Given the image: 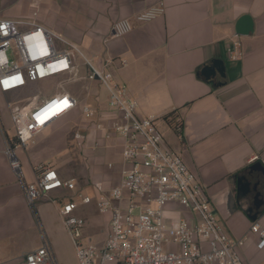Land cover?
<instances>
[{"label": "crops", "instance_id": "1", "mask_svg": "<svg viewBox=\"0 0 264 264\" xmlns=\"http://www.w3.org/2000/svg\"><path fill=\"white\" fill-rule=\"evenodd\" d=\"M33 2L0 0V18L35 21L60 34L85 60L123 85L137 102L138 115L156 119L165 144L180 153L202 184L227 233L247 235L242 248L245 263L264 264V247L257 248V236L249 232L253 221L264 226V208L251 220L249 199L238 201L242 195L236 183L250 166L249 156L264 149V0H39L35 7ZM159 3L164 6L161 16L135 22L124 36L110 37L114 21L134 20L137 13ZM232 41L240 44L241 57L236 60L227 53ZM213 58L223 60L225 75L217 73L207 80L199 71ZM85 60L73 56L75 80L54 93H70L76 107L15 149L26 182H35V166L41 164L74 183L73 189H54L36 200L34 209L5 154L2 131L8 137L15 131L9 135L14 130L10 111L0 104V264H22L24 254L44 239L61 264H78L59 213L61 203L74 200L64 199V190H74L78 198L94 197V182L108 189L121 179L122 139L112 128L118 114L108 104L105 86L87 77ZM25 89L18 90L20 95ZM45 98L35 96L23 104ZM83 105L94 111L92 117L82 114ZM171 117L180 131L169 123ZM87 206L95 207L94 202L79 205L75 214L84 217ZM108 218L85 217L91 239L103 223L108 228Z\"/></svg>", "mask_w": 264, "mask_h": 264}, {"label": "built area", "instance_id": "2", "mask_svg": "<svg viewBox=\"0 0 264 264\" xmlns=\"http://www.w3.org/2000/svg\"><path fill=\"white\" fill-rule=\"evenodd\" d=\"M33 1L35 7L39 0ZM163 13L164 6L159 3L137 13L134 20L118 19L111 25L110 37L124 36L135 28V22H149ZM227 53L230 59H239L240 44L232 41ZM76 54L85 60L75 44L35 21L0 18V92L18 91L47 78L74 81L73 56ZM85 62L89 66L87 77L105 86L108 104L118 114L112 128L122 139L124 166L117 184L104 189L99 182H94V197L81 195L78 203L69 199L60 205L59 213L77 263L246 264L242 248L247 235L234 237L227 233L202 184L180 153L165 144L156 119L139 116L138 104L126 88L113 82L109 73ZM125 63L121 60L122 65ZM76 105L75 98L66 91L31 105L7 103L15 136L8 137L2 131L5 154L32 209L35 201L50 191L73 189L74 183L72 179H61L54 168L41 164L35 166V182H26L15 149L25 147L39 131ZM81 112L86 118L94 115L87 105L81 107ZM96 126L100 128L101 123ZM176 129L180 131L181 127ZM254 163L264 167V149L249 156L248 164ZM92 202L98 214L109 216L108 228L102 242H94L89 237L83 244L87 221L75 214V209ZM249 232L257 236V248L264 247V226L253 221ZM22 264L61 263L44 239L39 247L24 254Z\"/></svg>", "mask_w": 264, "mask_h": 264}, {"label": "rangeland", "instance_id": "3", "mask_svg": "<svg viewBox=\"0 0 264 264\" xmlns=\"http://www.w3.org/2000/svg\"><path fill=\"white\" fill-rule=\"evenodd\" d=\"M58 45L61 48L64 47V44H62L61 42H58ZM75 56H76V58L80 57L79 54H76ZM68 81L69 80H67V79L63 80L60 77H56V78H47V79H43V80H40L37 82L29 83L27 86H25L26 89L22 95H20V92H18V91H10L7 93H1L0 92V104L3 105V107L7 111H9L7 103H10L11 105L16 104V102L23 104L35 96L48 97V96L54 94L56 91H58V89L60 88L61 85H64L67 87ZM13 131H15V130H13V128L10 131H8L10 136L14 134ZM13 136H15V135H13ZM13 136L11 138H13ZM163 137H164V134H163ZM86 192L88 194H92L90 189L89 190L87 189ZM74 193H75L74 190L65 189L64 194H63V198L67 199V198H69V196H72L73 199L78 203L79 198ZM89 208H93V207L87 206L81 214L87 218L97 217L98 212L96 210V207H94L93 209H89ZM89 226H90V222H89ZM106 229H107L106 223H103L101 230L96 231V234L97 233H99V234L97 236L93 237V239H91V240L94 242H97V241L100 242L104 237V232H106ZM88 240H89V234H88V229L86 226L85 230H84V236L82 237V243L86 244L88 242ZM68 257H69V254H68Z\"/></svg>", "mask_w": 264, "mask_h": 264}, {"label": "water", "instance_id": "4", "mask_svg": "<svg viewBox=\"0 0 264 264\" xmlns=\"http://www.w3.org/2000/svg\"><path fill=\"white\" fill-rule=\"evenodd\" d=\"M199 73L207 80H209L211 77H215V75L218 73L220 76L225 75V67L224 62L220 58H213L208 60L200 69ZM221 84V82L219 83ZM248 175H255L259 177V180L256 181V183L253 184V188H250L251 181L245 180V175H239L236 177V183H237V194H241V198L238 197V201L242 200L248 192L251 190H254V188L257 185H261L263 191H264V167L260 163H254L251 164L247 169ZM242 183V185H240ZM260 192L257 191L254 193L252 199V205L248 207L247 209V216L251 220H255L257 217L258 212L264 208V196L260 198ZM254 210V212H253ZM253 212L251 215L250 213Z\"/></svg>", "mask_w": 264, "mask_h": 264}, {"label": "flooded vegetation", "instance_id": "5", "mask_svg": "<svg viewBox=\"0 0 264 264\" xmlns=\"http://www.w3.org/2000/svg\"><path fill=\"white\" fill-rule=\"evenodd\" d=\"M243 174L245 175V180H249V181H251L250 188H253V184L256 183V181L259 180V177L255 176V175H248V174H247V171H246L245 173H243ZM243 174H242V175H243ZM240 185H242V183H241ZM257 191H259V192L261 193L260 196H259L260 198H262V197L264 196V191H263L261 185H257V186L254 188V190H251L250 192H248V193L246 194V196L248 197L249 202H250V203H249V206L252 205V201H253L252 197H253L254 193L257 192ZM252 213H253V212H251L250 215H251Z\"/></svg>", "mask_w": 264, "mask_h": 264}, {"label": "trees", "instance_id": "6", "mask_svg": "<svg viewBox=\"0 0 264 264\" xmlns=\"http://www.w3.org/2000/svg\"><path fill=\"white\" fill-rule=\"evenodd\" d=\"M169 116H171V114H169ZM168 121L175 128H177V126H180L179 123L176 121L175 117H171V119H168Z\"/></svg>", "mask_w": 264, "mask_h": 264}]
</instances>
